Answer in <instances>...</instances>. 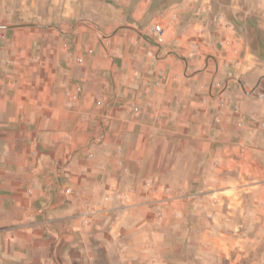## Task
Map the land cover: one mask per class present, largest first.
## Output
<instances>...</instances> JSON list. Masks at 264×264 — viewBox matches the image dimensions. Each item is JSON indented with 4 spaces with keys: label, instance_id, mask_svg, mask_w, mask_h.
Here are the masks:
<instances>
[{
    "label": "crops",
    "instance_id": "1",
    "mask_svg": "<svg viewBox=\"0 0 264 264\" xmlns=\"http://www.w3.org/2000/svg\"><path fill=\"white\" fill-rule=\"evenodd\" d=\"M73 1L0 18V264H192L182 246L196 253L199 232L231 263L260 247L250 48L193 0L153 24L164 43L153 26L148 43L100 28ZM221 39L240 42L239 66Z\"/></svg>",
    "mask_w": 264,
    "mask_h": 264
},
{
    "label": "rangeland",
    "instance_id": "2",
    "mask_svg": "<svg viewBox=\"0 0 264 264\" xmlns=\"http://www.w3.org/2000/svg\"><path fill=\"white\" fill-rule=\"evenodd\" d=\"M52 0H0V18L6 21H22L37 19V8L45 10ZM191 0H74L79 17L89 20L98 27L109 31L134 28L145 43L150 42L149 30L157 21H161L172 5L182 6ZM206 8L205 16L217 18L232 30V34L241 39L250 48L253 68L257 69L260 92L264 93V0H193L190 11ZM201 11V12H202ZM200 12V13H201ZM222 19L219 20L218 17ZM216 20V21H217ZM134 21V26L132 22ZM264 224V216L262 217ZM215 239L222 233H215ZM187 238L182 250L185 256H191L192 264H264V231L261 233L262 244L257 248H248L244 257L234 260L225 255L220 247L206 249V233H198V247L195 253L193 238ZM236 250V249H235ZM234 252V251H233ZM242 250H240V253ZM236 256V253H235ZM233 258V257H232Z\"/></svg>",
    "mask_w": 264,
    "mask_h": 264
},
{
    "label": "built area",
    "instance_id": "3",
    "mask_svg": "<svg viewBox=\"0 0 264 264\" xmlns=\"http://www.w3.org/2000/svg\"><path fill=\"white\" fill-rule=\"evenodd\" d=\"M220 18V19H219ZM219 20L222 19L221 16L218 17ZM152 35L155 39L156 42L158 43H164L166 41V36L164 35V27L162 24L157 23L155 24L152 29H151ZM237 41V40H236ZM235 40H229V39H221L220 44L222 46H230L233 48V53L235 54V57H233L232 59V64L235 66H239L241 63V60L238 58V55L240 53V47L238 46V43L240 42H236ZM79 62H82L83 59L82 58H78ZM218 86L221 87L220 84H217ZM77 90H80V87L77 88ZM203 102L206 103V99H203ZM252 119L257 120L258 124L264 128V118H262L261 116H259L256 113H253L251 115Z\"/></svg>",
    "mask_w": 264,
    "mask_h": 264
}]
</instances>
